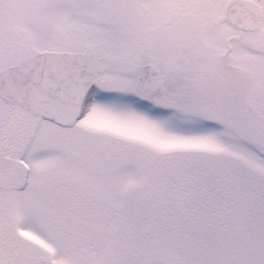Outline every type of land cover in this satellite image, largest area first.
<instances>
[{"label": "snow or ice", "instance_id": "snow-or-ice-1", "mask_svg": "<svg viewBox=\"0 0 264 264\" xmlns=\"http://www.w3.org/2000/svg\"><path fill=\"white\" fill-rule=\"evenodd\" d=\"M0 264H264V0H0Z\"/></svg>", "mask_w": 264, "mask_h": 264}]
</instances>
